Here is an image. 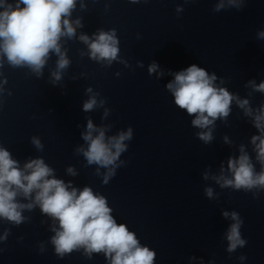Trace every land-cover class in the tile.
<instances>
[{
	"label": "clouds",
	"instance_id": "9594fccd",
	"mask_svg": "<svg viewBox=\"0 0 264 264\" xmlns=\"http://www.w3.org/2000/svg\"><path fill=\"white\" fill-rule=\"evenodd\" d=\"M75 3L76 0H18L15 7L9 4L0 11V50L9 63L13 66L28 65L40 74L49 53L55 52L59 59L58 71L53 76L55 80H59V70L66 69L69 65L66 55L61 52L60 38L75 36L76 28L73 23L77 27L82 26L79 20L72 22L68 18ZM229 4L239 7L237 0H229ZM221 7L223 4L217 5L216 10ZM259 36L264 37V32H260ZM79 39L88 45L90 57L94 60L111 63L118 57L119 41L114 30H101L91 40L82 34ZM157 67L156 64L150 65L149 73L156 71ZM216 79L215 74L209 75L204 68L192 64L175 73L174 80L166 87L174 95L175 104L185 109L189 115L195 116L192 120L193 126L209 129L198 133L199 139L205 143H210L213 139L209 126L219 118H226L232 101L236 99L245 115L252 116L253 124L260 132V135L251 138V142L255 146L257 160L264 165V105L254 113L248 107V100H239L227 89L216 87ZM249 83L255 91L264 92V82L258 85L254 81ZM87 91L90 92L91 89ZM96 104L94 96L89 98L83 104V111H91ZM93 131L96 129L92 121L88 120L87 131L82 136L89 142V146L87 150L78 151L83 152L89 164L95 163L105 168L115 165L121 153L127 149L124 141L132 138V128L129 127L127 132H121L107 141L103 129L95 137L92 135ZM225 141L227 142V138ZM33 143L38 148L42 147L36 138H33ZM240 152L238 158L228 159L227 167L232 178L221 175L215 177L217 183L221 187L245 190L264 187V170L256 173L243 146ZM68 171L72 173L73 170L69 168ZM221 171L223 172V168ZM52 174L53 170L39 158L30 160L21 169L18 162L11 158L9 151L0 147V217L20 224L24 220L21 210L39 205L42 213L59 221V230L52 237L58 256L63 257L66 253L83 247L89 256L93 252H104L110 258L111 264H153L156 253L148 247H141L135 234L126 225L116 223L102 196L94 195L89 187H85L79 194L75 188L69 191L62 180L49 178ZM108 175H114V169L110 168ZM205 191L208 197L212 196L211 188ZM33 192L35 197L32 203L21 204L16 201L19 194L29 198ZM223 215L228 217L229 213L224 212ZM231 218L235 222L227 234L229 252L236 250L238 246L243 247L246 243L240 234L243 221L236 212L231 213Z\"/></svg>",
	"mask_w": 264,
	"mask_h": 264
}]
</instances>
